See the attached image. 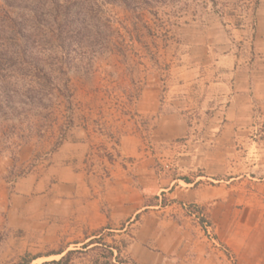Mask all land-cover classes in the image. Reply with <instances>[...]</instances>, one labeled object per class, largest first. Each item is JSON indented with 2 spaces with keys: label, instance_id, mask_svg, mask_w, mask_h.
Segmentation results:
<instances>
[{
  "label": "crops",
  "instance_id": "crops-1",
  "mask_svg": "<svg viewBox=\"0 0 264 264\" xmlns=\"http://www.w3.org/2000/svg\"><path fill=\"white\" fill-rule=\"evenodd\" d=\"M255 16L254 34L240 49L220 30L219 37L209 33L189 43L194 51L205 50L208 59L222 53L211 66L216 65L217 75L201 73L196 60L164 103L160 93L144 100V112L157 120L159 158L170 163L176 150L186 147L182 155L191 156L188 160L204 176L185 181L165 170L156 172L152 158L143 155L141 137L128 135L118 149L122 157L139 158L138 182L115 162L102 178L87 168L94 138L84 125L82 136L64 141L41 175L16 183L6 211L9 229L20 237L7 243L19 255L31 254L30 264H54L71 251H90L106 233L127 236L122 257L134 264H264V176L258 175L257 166L233 177L228 170L229 148L239 147V155L245 144L252 142L255 148L262 142L242 139L238 133L263 126L245 122L248 116L264 115V2ZM202 110L212 116L205 130L220 132L214 145L207 137L191 144L194 129L186 117ZM221 113L224 122L216 123ZM180 139L186 140L184 145L177 143ZM163 199L180 204V209L172 210ZM185 205L205 214L213 238L202 223L187 217ZM72 257L69 264H86Z\"/></svg>",
  "mask_w": 264,
  "mask_h": 264
},
{
  "label": "rangeland",
  "instance_id": "rangeland-1",
  "mask_svg": "<svg viewBox=\"0 0 264 264\" xmlns=\"http://www.w3.org/2000/svg\"><path fill=\"white\" fill-rule=\"evenodd\" d=\"M100 2L94 11L100 9V16L112 27V36L110 42H104L102 52L93 58L89 66L84 67L88 63L77 60L75 62L85 69H71L69 72L72 110L68 111L64 101L59 99L50 109L52 116L45 121L41 114L46 111H38L40 114L31 112L27 120L19 116L8 119L0 116V238H3L0 242V264H22L31 261L32 256L19 255L7 243L9 239L20 237L14 236L9 229L6 211L16 183L31 174L41 175L64 141L82 136L84 125H89L94 138L86 160L87 168L102 178L108 177L111 163L115 162L126 167L134 183L138 182L135 164L139 158L122 157L118 149L120 139L128 135L141 137L143 155L152 158L156 172L165 170L166 174L179 175L185 181L205 175L202 169H194L191 160H188L191 156L182 155L186 147L176 150L173 160L169 159L170 163H164L159 158L160 146L156 145L158 138L155 133L157 120L144 112L147 105L144 100L148 94L160 93V101L164 103L169 90L178 85L180 75L192 69L190 66L196 60L201 73L211 77L217 75L216 65L211 66L222 53L217 51L213 58L208 59L205 50L194 51L189 43L209 33L219 37L221 31L235 50L240 49L244 41L249 42L254 34L257 9L254 13L251 10L253 1L215 0L213 4L211 0H174L173 5H158L157 17L152 14L150 7L137 10L121 3ZM261 2L264 0H259V5ZM8 11L15 12L10 10L6 1L0 0V29ZM238 22L242 25L236 28ZM208 112L202 110L201 114H187L186 118L194 129L191 144L207 137L213 140L214 145L220 132L205 130L212 117ZM215 119L216 123H221L225 116L221 113ZM37 120H42L44 126L39 131L35 126L39 124ZM69 120H74V126L68 128L62 143L54 148L60 137V127ZM245 122H256L263 126L238 132L239 137L245 140L261 139L262 142L255 148L252 142L241 145L243 152L240 156L235 151L239 147L229 148V176H236L234 172H244L241 171L243 168L247 170L254 166H257L258 175L264 176V115L248 116ZM184 141L180 139L177 143L184 145ZM236 168L239 169L235 171ZM181 188L187 187L182 185ZM166 202L170 204L172 201L163 199L162 204ZM170 205L174 206L172 210L180 209V204ZM187 217L194 221L190 216ZM101 238L104 243L113 246H120L121 242L128 239L126 235L118 233H106ZM72 256L75 261L79 259L86 264L103 260L102 252L96 247L87 252L75 251Z\"/></svg>",
  "mask_w": 264,
  "mask_h": 264
},
{
  "label": "trees",
  "instance_id": "trees-1",
  "mask_svg": "<svg viewBox=\"0 0 264 264\" xmlns=\"http://www.w3.org/2000/svg\"><path fill=\"white\" fill-rule=\"evenodd\" d=\"M6 5L10 10L0 29V116L29 118L31 112L46 111L41 114L44 121L52 116L50 109L57 100H63L68 111L72 110V91L69 72L80 70L81 63H92L102 52L104 42H110L112 27L100 16L99 1L103 4H124L130 9L142 10L150 7L158 16V5H173L174 0H10ZM239 1V0H238ZM251 1V0H250ZM253 13L259 0H252ZM215 4V0H211ZM8 3V4H7ZM10 3V4H9ZM248 5L245 6L247 8ZM98 9V8H97ZM14 15V16H12ZM242 23L235 24L236 28ZM76 45V48H74ZM85 69V68H83ZM28 107V109H27ZM28 112V113H27ZM42 113V112H41ZM40 114V113H38ZM38 131L43 128L42 120H37ZM73 125L69 120L60 127L57 148L66 131ZM3 238H0V242ZM92 244L102 252V259L95 264H134L122 257L120 246L108 245L103 239ZM100 245V246H99ZM84 248H88L86 245ZM74 252L54 264H69ZM27 261L22 264H30Z\"/></svg>",
  "mask_w": 264,
  "mask_h": 264
},
{
  "label": "built area",
  "instance_id": "built-area-1",
  "mask_svg": "<svg viewBox=\"0 0 264 264\" xmlns=\"http://www.w3.org/2000/svg\"><path fill=\"white\" fill-rule=\"evenodd\" d=\"M187 212L189 213L190 217L194 220H196L199 223L203 224V227L208 230L209 236L213 238L211 231V224L210 222L206 219L205 214L198 208H194L188 205L183 206Z\"/></svg>",
  "mask_w": 264,
  "mask_h": 264
}]
</instances>
